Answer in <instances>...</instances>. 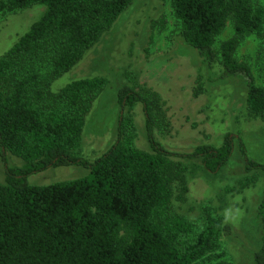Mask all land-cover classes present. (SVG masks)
I'll return each instance as SVG.
<instances>
[{"label":"trees","instance_id":"trees-1","mask_svg":"<svg viewBox=\"0 0 264 264\" xmlns=\"http://www.w3.org/2000/svg\"><path fill=\"white\" fill-rule=\"evenodd\" d=\"M180 34L221 76H238L247 86L246 110L264 116V86L235 58L239 40L261 35L264 5L250 0H169ZM132 0H0V13L33 4L44 7L17 41L0 56V264H228L212 262L217 236L227 226L209 219L198 231L171 209L172 157L198 158L210 173L230 159L235 137L217 147L198 145L189 154L168 151L154 138L152 113L144 97L124 85L122 109L143 104L151 152L134 147L129 115H120L115 142L92 161L75 153L81 142L88 102L105 84L102 77L72 80L58 92L48 88L75 66L108 31ZM233 34L215 48L226 22ZM47 65L46 80L40 72ZM244 170L264 164L247 157ZM9 155L20 158L9 165ZM88 169L81 178L29 184L33 174L58 166ZM261 244L255 264H264V196L258 207ZM208 261L205 263V261Z\"/></svg>","mask_w":264,"mask_h":264},{"label":"rangeland","instance_id":"rangeland-1","mask_svg":"<svg viewBox=\"0 0 264 264\" xmlns=\"http://www.w3.org/2000/svg\"><path fill=\"white\" fill-rule=\"evenodd\" d=\"M250 2L264 5V0ZM43 11L42 5L33 4L0 13V56ZM232 34L228 20L215 48ZM235 58L249 66L256 84L264 86V24L261 35L250 34L239 40ZM41 65L40 72L47 80V65ZM220 70L218 61L208 64L182 38L169 0H132L75 66L49 80L48 88L58 92L79 78L105 80L88 102L81 142L75 151L88 161L115 142L120 113L131 117L134 147L151 152L142 104L121 110L117 102L118 89L126 85L145 98L152 113L154 137L168 151L187 154L199 144L217 146L223 135L232 133L244 142L252 159L264 163V116L248 114L244 80L221 78ZM171 161V209L198 231L209 219L227 226L218 233L210 260L255 264L253 253L260 246L262 233L257 210L263 196L264 172H246L237 148L215 174L205 171L198 158L172 157ZM8 164L19 166L21 160L9 155ZM88 172L81 166H58L29 176L27 182L45 185L81 178Z\"/></svg>","mask_w":264,"mask_h":264},{"label":"flooded vegetation","instance_id":"flooded-vegetation-1","mask_svg":"<svg viewBox=\"0 0 264 264\" xmlns=\"http://www.w3.org/2000/svg\"><path fill=\"white\" fill-rule=\"evenodd\" d=\"M212 64V63H211ZM221 70H222V68H221ZM221 70H220V76H221ZM231 77H238V76H231ZM231 77H222L221 76V78H231ZM246 85V84H245ZM247 87V86H246ZM118 92V91H117ZM246 93H247V91H246ZM245 101H246V99H245ZM117 102H118V99H117ZM137 103V102H136ZM138 103H141V102H138ZM118 104H119V102H118ZM142 104V103H141ZM245 104H246V102H245ZM120 106V108H121V110H123L122 109V107H121V105H119ZM142 108H143V104H142ZM144 111V110H143ZM120 115H124L123 113H120L119 114V116ZM144 115H145V113H144ZM119 116H118V119H119ZM117 125H118V120H117ZM117 125H116V129H117ZM116 132V131H115ZM226 134H231L232 136H234L235 137V140H234V147H233V151H232V155H233V153H234V151L236 150V148H237V150L239 151V153H240V155H241V157H242V159H243V162L245 163V160H244V158H243V156H242V154H241V152H240V149H239V145H238V140L239 141H241L242 143H243V146H244V148H245V150H246V153H247V157L249 158V159H251V160H253V161H255V162H257L256 160H254V159H252L250 156H249V154H248V151H247V149H246V146H245V144H244V142L241 140V139H239L237 136H235L234 134H232V133H226ZM225 134V135H226ZM145 135H146V129H145ZM153 135H154V133H153ZM224 136V135H223ZM223 136H222V139H221V142H222V140H223ZM155 138V137H154ZM146 140H147V138H146ZM156 140V139H155ZM157 141V140H156ZM148 142V141H147ZM158 142V141H157ZM221 142H220V144H221ZM159 143V142H158ZM160 144V143H159ZM219 144V145H220ZM148 145H149V143H148ZM161 145V144H160ZM199 145H202V144H199ZM204 145H208V144H204ZM219 145H217V146H219ZM162 146V145H161ZM198 146V145H197ZM212 146V145H211ZM217 146H215V147H217ZM163 147V146H162ZM196 147V146H195ZM194 147V148H195ZM150 148V147H149ZM166 149V148H165ZM193 151V150H192ZM191 151V152H192ZM190 152V153H191ZM187 154H189V153H187ZM183 155H186V154H183ZM232 155H231V157H232ZM230 157V158H231ZM229 161V160H228ZM258 163H262V162H258ZM264 164V163H263ZM77 166V165H76ZM82 167V166H81ZM84 168V167H83ZM86 169V168H85ZM206 171V170H205ZM258 171H261V170H258ZM208 172V171H207ZM218 172V171H217ZM216 172V173H217ZM263 172V171H262ZM208 173H210V172H208ZM210 174H215V173H210ZM263 196H264V190H263ZM263 196H262V198H261V200L263 199ZM261 200H260V202H261ZM260 202H259V204H260ZM259 204H258V207H259ZM257 215H258V210H257ZM258 217H259V215H258ZM259 219H260V217H259ZM262 226V225H261ZM261 235H262V233H261ZM260 244H261V237H260ZM260 247V246H259ZM259 249V248H258ZM257 249V250H258ZM256 250V251H257ZM253 255H254V253H253ZM254 259V258H253Z\"/></svg>","mask_w":264,"mask_h":264}]
</instances>
